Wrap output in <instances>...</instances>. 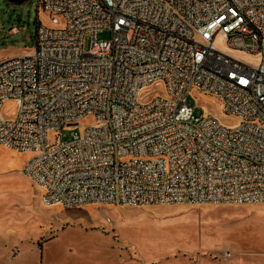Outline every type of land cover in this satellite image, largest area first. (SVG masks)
<instances>
[{"label":"built area","instance_id":"2783aa9c","mask_svg":"<svg viewBox=\"0 0 264 264\" xmlns=\"http://www.w3.org/2000/svg\"><path fill=\"white\" fill-rule=\"evenodd\" d=\"M37 6L49 22L37 20L32 50L0 60V103H16L11 118L0 113V151L29 154L21 173L43 205L264 202V0ZM217 35L253 61L216 47ZM156 82L161 92L143 102ZM194 92L236 124L196 116Z\"/></svg>","mask_w":264,"mask_h":264},{"label":"rangeland","instance_id":"374dc122","mask_svg":"<svg viewBox=\"0 0 264 264\" xmlns=\"http://www.w3.org/2000/svg\"><path fill=\"white\" fill-rule=\"evenodd\" d=\"M37 20L49 22L37 0H0V60L32 50ZM95 36L107 39L109 33ZM214 44L253 61L252 55L229 48L223 35ZM161 87L156 82L143 90L142 101ZM189 101L196 116L204 108L222 125L236 124L210 96L194 92ZM0 113L7 119L15 115V101L0 103ZM92 123L90 116L67 123L59 139H71L72 125H80L76 131L81 133ZM0 154V264H256L259 253L264 264V202L48 207L36 184L21 173L29 155L7 148Z\"/></svg>","mask_w":264,"mask_h":264},{"label":"crops","instance_id":"0c3cea01","mask_svg":"<svg viewBox=\"0 0 264 264\" xmlns=\"http://www.w3.org/2000/svg\"><path fill=\"white\" fill-rule=\"evenodd\" d=\"M17 54H19V53H17ZM48 207H53V205H48ZM261 255H262V253L256 254V264H261V261H260Z\"/></svg>","mask_w":264,"mask_h":264},{"label":"water","instance_id":"95a60500","mask_svg":"<svg viewBox=\"0 0 264 264\" xmlns=\"http://www.w3.org/2000/svg\"><path fill=\"white\" fill-rule=\"evenodd\" d=\"M10 3H13V4H20L22 2H24L25 0H8Z\"/></svg>","mask_w":264,"mask_h":264},{"label":"bare ground","instance_id":"6f19581e","mask_svg":"<svg viewBox=\"0 0 264 264\" xmlns=\"http://www.w3.org/2000/svg\"><path fill=\"white\" fill-rule=\"evenodd\" d=\"M8 150H10V151H15V150H13V149H8ZM27 155H29V154L27 153ZM0 157H1V154H0ZM40 194H41V192L39 193V199H40Z\"/></svg>","mask_w":264,"mask_h":264}]
</instances>
